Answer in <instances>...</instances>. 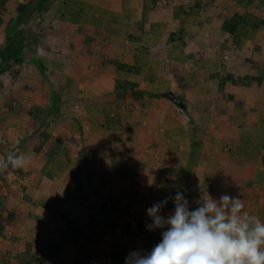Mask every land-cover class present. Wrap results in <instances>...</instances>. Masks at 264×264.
Segmentation results:
<instances>
[{"label":"crops","instance_id":"crops-1","mask_svg":"<svg viewBox=\"0 0 264 264\" xmlns=\"http://www.w3.org/2000/svg\"><path fill=\"white\" fill-rule=\"evenodd\" d=\"M198 1L200 5L203 2V0H196V2L194 0H119L113 9H101L102 7L94 4L84 5L82 0H57L49 6L39 26L45 23L51 29L56 28L57 35L60 32L57 30V26L63 23L66 26L67 39L62 36L65 34L64 31L60 33V40H55L51 34H47V39L50 41L46 45L43 42L44 36L37 26L36 30H33L38 32L36 37L38 41L36 44L29 43L25 51L32 55L33 59H38V64L31 60L29 63H24L21 68L15 67L14 71L18 73L14 74L12 71L10 73V76L12 75L11 83L3 84L4 87H2L7 88L9 98L12 97L9 103L5 102V105L7 107L11 105V108L9 107L11 112L12 109L18 110V114L10 116L5 110L0 111V146L8 145L7 141L10 138L13 141L17 140L16 143L9 145L13 146L10 158L17 161L10 171L20 173V185L14 184L17 186L11 187L6 201L7 206L1 213L9 212L8 208L18 207V204L23 201L25 193L28 192L30 197L29 200L24 199L27 201H24L23 206H19L15 211L18 220H21L19 224L22 228L18 229L17 226H14L12 227L14 230L11 232L24 237L39 234H30L31 230H27L24 226L37 220L29 219L27 221L32 213L37 212L42 215L45 212L43 210L45 207H41V205L50 202V200L56 201L52 206H49L50 210L46 211L47 216L50 220L54 218L55 214L60 217L65 212L66 190L71 183L84 186L83 194L90 190L92 194H97L94 188L99 186L100 189L106 186L105 183L111 181L110 174L105 177L106 174L102 173V170H105L106 161L108 162L111 158H115L111 163H116V166L119 167L112 172L137 171L136 168H129V164L126 162L125 153L128 149L132 151L134 157L131 166L138 164L141 166L139 171L143 168L147 174L150 172L151 166L156 165L158 161L163 162L161 164L166 162L163 156L164 150L154 148V143L168 139V148L171 147L172 128L175 129V127L169 125L164 128V125L160 123L154 131L150 127L157 123L154 121L155 117L163 115L165 118L166 115L172 118L171 110H175V103L160 96L172 92L173 86L178 84L172 80V63L179 62L184 76L179 75L183 76L188 83L202 80V78H195V70L220 71L219 63H215L214 60L220 59V53L224 52L223 55H226L229 52V42L237 41L240 38L239 34H237L238 36L229 35L219 28L220 25H216L214 21L216 16L214 14L201 17L204 22L198 26H191L192 31L189 28L190 25L182 29L178 18L174 17V6H184L187 11L189 5L198 9ZM229 1L232 2L234 8L227 10V7L223 6L220 13L224 12L225 14L229 11L242 13L248 9L250 2L248 0ZM16 2L18 6L23 4L20 1ZM162 13L171 15L172 19L169 21L160 19ZM160 23H163L162 27L159 25ZM90 27L101 31L96 37L97 40L91 39L95 34H87L92 32ZM178 29L183 33L182 36L187 44L183 47V51L177 50L178 42L174 38L172 40L175 42L170 39L167 48H163L160 55L155 54L157 58L150 54L151 50L147 41L154 45L169 33L170 35L177 33ZM80 30H84L85 34H80ZM105 35L107 38L110 37L112 43L113 40L124 43L123 51L127 49V53L123 56L120 54L121 65L115 62H111V65L106 62L108 61L107 48L103 43L99 44ZM250 37L252 36L249 34L247 44L252 43V39L249 40ZM242 39L240 40L242 41ZM40 41L42 42L41 46ZM81 44H88V46L83 50L79 47ZM82 55L94 57L100 63L95 66L90 61L86 69L85 61H83L85 56ZM139 59L144 61L143 65H139L141 66L140 70L133 71V66ZM190 59H194L196 62L192 65ZM215 64L218 67H215ZM39 66H42L41 70ZM205 78L208 79V76ZM118 80L121 83L123 81L138 82L139 90H146L147 93L152 91L154 94L143 93L144 96H148L142 101L144 105L142 103L137 105L135 98L132 95L129 96L128 92L126 100H123L120 96H124V94L117 88ZM219 90L215 92L219 97H217V103H220V99L226 103L225 99L221 98L223 91L220 90L219 93ZM18 92H20L19 95ZM185 95L191 108H193L195 100L190 103L188 98L195 97L203 102L211 101L209 98L202 99L203 97L196 95V92L192 90ZM165 102L168 103L163 107L162 103ZM0 104H4L2 94H0ZM19 107L21 110L18 109ZM36 109L40 110L38 114L40 116L37 118L34 117V114H29L30 111ZM134 110L138 112H132ZM199 112L204 113L202 110ZM240 114L244 120H248L251 116L245 106ZM175 115L183 119L182 110L175 111ZM206 115L210 116V112ZM253 119H255V115L251 117L250 121ZM209 122L203 120L201 123L209 124ZM179 124L183 126L182 123L179 122ZM142 125L144 128L140 130ZM241 127L234 131L241 134L243 131ZM145 130L147 135H145ZM227 139L229 138L224 140L227 146L225 150L229 151ZM259 141L263 143L264 136H261ZM168 151L172 152V147ZM214 152L211 148L203 149L201 151L202 161H198L195 167H189L190 174L202 175L215 169L212 163V159L215 157ZM87 153L93 155L92 161L85 158ZM0 156V163H5L4 154H0ZM244 156L248 161H251L252 158L259 161L255 169H258L257 172H261L264 182V174H262L264 173V154L261 160L258 157ZM147 158L150 161L145 168L143 165L147 162ZM107 167L110 169L111 166ZM155 167L158 168V166ZM178 167L181 170L182 164L179 163L176 168ZM251 168L253 167L249 165L248 169ZM172 170L181 172L178 169L172 168ZM83 173L86 175L83 176ZM108 173L110 172L108 171ZM153 176L156 179L158 173ZM106 178L107 180H105ZM181 178H184L183 182L189 180V176L186 175ZM153 180L149 173L146 181ZM93 182L97 185H94ZM191 188L197 190L201 197H205L201 190L202 187ZM92 189L95 193L92 192ZM91 193L88 196H91ZM15 195L17 196L15 197ZM192 198L194 199V197ZM42 199V202H38ZM220 200L217 201L221 202ZM223 203L226 204L225 200ZM23 209L27 210L26 213ZM42 236L46 237L43 234ZM46 242L48 243V240ZM230 259H234V264H239V258L231 257Z\"/></svg>","mask_w":264,"mask_h":264},{"label":"rangeland","instance_id":"rangeland-1","mask_svg":"<svg viewBox=\"0 0 264 264\" xmlns=\"http://www.w3.org/2000/svg\"><path fill=\"white\" fill-rule=\"evenodd\" d=\"M16 1L26 3L28 0H8L4 12L11 17H18L19 15V7ZM56 1L51 0L50 6ZM118 2L119 0H82V4L84 5L94 4L95 6L102 7L101 9H113ZM251 3L252 5L255 4L252 0ZM256 13L258 18L263 17V12L261 13L260 9ZM251 22L254 24L255 21L252 19ZM251 22L249 21L250 24ZM159 25L162 27L163 23ZM37 29L41 30L40 33L44 36L43 42L47 45L50 39H47L46 35L51 34L55 40H60V33L66 31V26L63 23L59 24L57 30L60 32L57 35L56 28L51 29L45 23L40 24ZM89 29L92 32H88V35L95 34L94 37H91L93 40L101 32L94 27H90ZM31 31L33 32L32 34H30ZM178 31L181 32L179 29ZM80 34H85V31L80 30ZM25 35L32 42L37 37L38 32L29 29ZM3 36L4 34L0 33V42ZM62 36L67 39L66 32ZM41 43L40 41V46ZM102 43L107 48L108 61L106 62L111 65V62L120 64L119 59L121 55L123 56L127 53V49L123 51L124 43L118 40H113L112 43L110 37L107 38V35L101 38L99 44ZM147 43L151 50L150 54L157 58L155 54L160 55L163 48H167L170 43V33L154 45L150 41H147ZM252 44L248 45L249 51L247 50L248 46H245V54H241L239 58L245 60L256 56L261 63H264V44L261 45L263 55L260 57L254 54L256 47ZM87 46L88 44H81L79 47L85 50L84 48ZM228 55L229 52L226 53V58ZM82 56H85L83 61H85L86 69L90 61L95 66L100 63V61L94 57H89V55ZM228 66L231 68L236 67L232 60L228 63ZM134 70L135 67H133ZM128 73H130V70H128ZM254 73H257L256 75H263L264 68L255 67ZM180 74H182V69H180ZM201 78L202 80L189 84L181 75H178V77L172 75L173 82H178V85L184 87L185 93L189 94L192 90L196 92V95L207 100L205 96L212 88L208 86V79L204 76H201ZM11 80L12 75L2 77L0 79V89L4 87L3 84L9 85ZM176 86L177 84L173 89ZM174 93V95L177 93L178 100L183 96V94L180 95L177 91ZM17 94L19 95L20 92ZM261 94L262 96L252 94L247 103L242 106L249 109L251 106L257 105L255 109L257 113L255 114L257 115L255 116V125L254 123L245 125L246 123L248 124V121L242 119L238 111L241 106L236 101L232 103L231 107L226 100V103H223L221 99L220 103H217L218 95L212 97L211 101L207 100L204 102L195 97L188 98L190 103L195 100L193 108L187 105L184 109L176 104L181 108L180 110H184L185 119L179 116L176 117L175 110H171L172 118L166 115L165 118L163 115L155 117L154 121L157 123L151 125L152 131L159 127V123L164 125V128L169 125L175 127V129L172 128V152L168 151V139L154 143V148L164 150L163 153L165 155L163 154V156L166 161L164 164H161L163 162L159 161L156 163L155 166L159 168H157L159 172L156 179L153 176L154 174H151L152 180H154L143 183L135 179L136 177L133 175L134 171L124 172L121 170L120 172L118 171L119 173H114L112 171L119 167L116 166V163H111L115 159L111 158L108 162L106 161L105 170H102V173L106 174L105 177L110 174L109 179L111 181L107 182V184L105 183L106 186L100 189L99 186L94 188L97 194H92L91 190L83 194L85 192V189H82L84 186L71 183L66 190L67 196H65L67 199L65 207L63 206L65 212L60 217L58 214H55L54 218L50 220L46 214V211L50 210L49 206H52L56 200H50V202L41 205V207H45L43 209L45 212L42 215L37 212V214H31L32 216L27 221L29 219L37 220L31 223L32 225L28 224L24 227L27 230H31L30 234L39 233L36 236L24 237L22 235H15L14 232H11L14 230L11 225L6 224V221H4V229L0 236V264H27L39 258L43 259L44 264H83L84 262L87 264H154L152 259V257H155L154 252L156 249L162 248L163 246L161 245L163 244L166 246L164 257L174 260L183 259L184 256L187 258L189 264H217L221 258L231 257L239 258V264H264V182L261 172H257L258 169H255L259 161H256L254 158L248 161L244 156L258 157L261 160L264 154V142L260 143L259 141L262 135L261 130L263 129L261 112H264V91ZM11 99L12 97L8 101ZM170 102L172 103V101ZM140 103L144 105V102L138 101L136 104L140 105ZM166 103L168 102L162 103L163 107L166 106ZM205 105L210 112L213 108L216 110L218 107L221 111H223V108H227V110L232 108L233 113L229 116H219L218 112L216 116L211 118V122L207 124V131L203 134V129L199 128V124H196L195 120L192 119H196L200 123L199 119H202L200 116L204 113L206 116L209 113L205 108L204 110L206 111L202 110ZM8 107L11 108V105H8ZM137 110L132 112L136 113L138 112ZM201 110L204 113H200L199 111ZM12 112L17 114L18 110L12 109ZM33 113L36 118L40 116L37 109ZM235 114L240 115L235 117ZM239 119L244 122L242 121L241 123ZM259 121L260 125L256 123ZM179 122L182 123V127ZM240 127L243 129V134L234 131ZM143 128L142 125L140 130H143ZM144 132L145 135L148 134L146 130ZM233 135L234 137H232ZM226 138H229L227 139V145L230 151L225 150L227 148L225 145ZM7 142L8 145L4 144V146H0V154H4L5 159H9L12 154L13 146L9 145L16 143L17 140L14 139L13 141L10 138ZM216 146L217 148H215ZM209 148L215 151V157L212 159L215 169L202 175L196 173L190 174L189 167H195L198 161H202L201 151ZM147 159L143 167L150 161L149 158ZM178 162L182 164L181 170L179 167L176 168L179 164ZM16 163L17 161L12 158L8 160V164L6 162L0 163V193H3L1 197L2 202L8 200L11 187L20 185V173L10 171V168L16 165ZM108 165L111 166L110 169L107 167ZM249 165L253 168L248 169ZM140 167L138 164L132 166V168L137 169L139 174L141 173L139 171ZM167 168L180 170L181 172H174L179 178L183 175L189 176L188 182L184 181V184L190 187H202L201 190L205 197H201L199 192L196 197L192 196L194 199L187 197V192L180 190L176 179L173 178L172 180L170 173L166 171ZM8 169L9 171L7 172ZM85 175L86 173H83V176ZM94 190L92 189L93 193H95ZM88 192L92 195L88 196L90 195V193L87 195ZM24 196L23 201L18 204V207L8 208V210L15 212L19 206H23L24 201L30 199L28 192ZM211 199H221V202L218 201L221 207L216 208V211L223 209L225 219L227 220L226 225L219 224L213 220L208 211L194 220H190L186 214V209L191 208L190 204L200 205L199 203H202V201ZM223 200H225L226 204L223 203ZM42 201L43 199L38 202ZM104 203H106L105 206L111 205L112 207L110 206L111 208L107 210L108 212L103 211L102 213L101 208ZM127 207L130 209L129 214L123 211ZM23 211L26 213L27 210L23 209ZM6 214L7 212L5 214L2 213L4 217H6ZM150 215L156 218V221H154L156 225L154 227L156 228L155 238L148 239L139 235L135 239H131L126 229V224L130 223L131 228L132 226L135 228L139 217L144 218ZM96 220L97 226L95 224ZM198 221L207 223V227L193 228L191 229L192 233L185 235L188 231L187 228L196 225ZM112 223L117 224V226L112 225ZM15 226L18 229L22 228L19 223ZM207 231H211V233L208 235ZM42 234L46 235V237L42 236ZM84 234L92 238L85 239L83 237ZM46 240H48V243ZM136 248L138 252L132 254V251H136ZM127 251L131 254H127Z\"/></svg>","mask_w":264,"mask_h":264},{"label":"trees","instance_id":"trees-1","mask_svg":"<svg viewBox=\"0 0 264 264\" xmlns=\"http://www.w3.org/2000/svg\"><path fill=\"white\" fill-rule=\"evenodd\" d=\"M249 5H248V9L242 13L240 12H226L224 14L220 13V11H222V7H227V10H232L234 8L233 4L231 1L229 0H203V2L199 3L198 1V5L199 8L197 9L195 6H191L188 8V11L186 10V8L184 6H174V17L179 20L180 23V27L185 28L188 25L189 28L191 26H198L200 24H202L204 21V19H202L201 17H206L207 15H216L214 18V21L216 23V25H220L219 28H222L224 30V32L226 34L229 35H235L238 36L237 34H239V40H235L234 42H229V55L226 58V55H223V53H220V59L218 61H216L215 63H219V67L221 68V70L217 71L215 70L214 72H208L205 70H201V71H197L195 70V78H201V76H208V86L209 88H212V90L210 92H208L206 94V98L211 99L212 97H215L216 94L215 92L219 93L221 92L222 99H225L229 106L231 107L232 103H234L235 101L239 104V106H241L238 111L240 113V111L242 110V106L244 104L247 103V100L249 99V97L252 94H256L259 96H262L261 92L264 91V73L263 75H256L254 73L255 71V67H262L264 68V63H261L256 56L250 57L248 59H243L241 60L240 55L241 54H245V46H247V41H248V36L249 34L252 36L250 37L249 40L252 39L253 44L255 45L256 49H255V55H258V57L262 56V48L261 45L264 44V0H252L255 4L252 5L251 0H248ZM194 2H196V0H194ZM51 0H28L26 3L20 4L19 7V15L18 17H11L10 15H7L4 12V9L6 8V5L8 4V0H0V33L4 34L2 41L0 42V79L6 75L10 76V73L17 74L18 72H15V67L17 68H21L23 66L24 63H29L31 62V60H34L35 63L38 64V59H33L32 55H30L28 52H26V46L31 43L28 42L30 39H27L25 33L27 30L31 29H36L37 26H39V23H41V21L43 20V16H44V12H47L49 6H50ZM251 3V4H250ZM259 9L261 10V13L263 14V17L258 18L257 13H255L256 11L259 12ZM4 12V13H3ZM163 20L169 21L172 19L171 15L169 16V14H165L162 13V18ZM252 19L255 21L254 24H252ZM258 19V20H256ZM249 21L251 22V24L249 23ZM22 25H24V27H22ZM184 26V27H183ZM29 28V29H28ZM27 29V30H26ZM193 29V28H192ZM192 29L190 28V30L192 31ZM33 32L31 31L30 34H32ZM183 33L181 32H177V33H172L170 35V39H176V41L178 42L176 47L178 48V51H183V47L186 46V40L183 38ZM241 35V36H240ZM241 38L242 41L240 40ZM246 40V41H245ZM37 39L35 38V40L32 41V43L36 44L37 43ZM174 41V40H172ZM175 42V41H174ZM252 44V43H251ZM252 44V45H253ZM249 51V46L248 49ZM227 51V50H226ZM240 51H242L241 53H239ZM30 56V57H29ZM142 59H139L138 61L135 62L134 66L135 70H140L141 66L139 65H143L144 61H141ZM191 60V59H190ZM232 60V62L234 63V66H236L235 68H228V63ZM191 64L193 65V63H195L196 61L193 59L190 61ZM173 67H172V74L173 76H177L180 74V64L179 62L177 63H172ZM121 65V64H120ZM124 66V65H122ZM215 67H218L216 64L214 65ZM39 69H42V66H39ZM225 69V70H224ZM143 71V70H142ZM13 74V75H14ZM183 77V76H182ZM184 78V77H183ZM186 80V79H185ZM120 81L118 80V91L122 92L124 94V96H120L122 97L123 100H126L128 93L129 96H133L135 98V102L137 103V101H144V98H147L148 96H144L143 93H147L146 90H139V83L135 82V81H123L121 84L119 83ZM186 82V81H185ZM189 84H193V83H189ZM1 86V85H0ZM175 86V85H174ZM173 86V87H174ZM7 88H2V90L0 89V94L3 95L4 97V104H0V107H3L0 109V111L5 110L6 113L10 116H14V113L11 112L10 108L7 107L5 104L9 103L8 99V92H7ZM154 91V90H153ZM175 91H177L180 95L183 94V96H181L178 98L179 100L184 104V109L188 106H190L189 102L186 100L185 98V91H184V87H181L180 85L177 84V86L175 87V89L172 90V93H174ZM128 92V93H127ZM149 95L154 94V92H150L147 93ZM175 94V93H174ZM162 96V95H160ZM176 98H177V93H176ZM183 98V99H181ZM218 99V98H217ZM216 100V99H215ZM6 102V103H5ZM3 103V102H2ZM175 105V104H174ZM227 106V107H229ZM175 107V111L179 110L180 111V107L179 106H174ZM204 108L210 112L207 108V106L203 107L202 110H204ZM257 105L251 106L248 111L250 112L251 116L250 118L247 120L248 124L244 123L245 125H250L252 123H254L255 119L251 120V117L256 113V109ZM9 109V111H8ZM19 110H21V108H18ZM204 110V111H206ZM38 111H40L38 109ZM183 111V119L186 118L185 112ZM187 111V109H186ZM217 111H219L218 115L219 116H229L231 115L232 112V108H229L227 110V108H223V111H221L220 109H218V107L216 108V110L213 108V110L210 112V116L209 115H201L200 117H202V119H199L200 123H197L196 119H192L195 120L196 124H199V128L203 129L202 133L204 134L207 131L208 125L205 123H201L203 120H206L209 122V120H211L212 116H216ZM18 114V112H17ZM30 114L33 115V111H30ZM209 114V113H208ZM240 114H235V117H238ZM257 116V115H255ZM261 119H262V125H263V129H264V112H261ZM260 119V120H261ZM239 121L242 123V121L239 119ZM244 122V121H243ZM258 125H260V121L256 122ZM243 125V126H245ZM255 125V123H254ZM182 127V126H181ZM261 130L262 135L264 136V130ZM171 150V148H168ZM230 151V149H229ZM85 158H88L89 160L93 159V155L87 153L85 155ZM10 159V158H9ZM8 158L5 159V162L8 164ZM125 159L126 162L129 164V168L132 167L131 163L134 159L133 155H132V151L131 150H127L125 153ZM141 173L139 174L137 171L133 172V175L139 179L141 182L146 183V179L148 178L149 173L150 174H157L159 171L158 169H156L155 165L151 166V170L150 172L147 174L143 168H141ZM9 170V169H8ZM170 173L171 178L173 180V178L176 179V183H178L179 188L181 191H185L187 192V197H191L194 196L196 197L198 195L197 190L191 188L190 186H187L186 184H184V182L182 181L181 178L177 177L176 174L174 173V171L172 169H168L166 170ZM264 174V173H262ZM174 182V181H173ZM1 194V193H0ZM3 194V193H2ZM2 194L0 195V236L2 234V230L4 229V221H6V224H10L11 227H14L15 225H17V223H20L21 220H18V215L16 212L14 211H9L6 214V217H4L2 215V211L6 208L7 203L6 202H2L1 201V197ZM184 194V193H183ZM192 199V197H191ZM106 203H104L102 205V213L103 211L108 212L107 210H109L112 206H105ZM200 205H196V204H190L191 208L186 209V214L188 215L190 220H194L196 219L198 216H202L205 212H209L211 214V218L213 220H215L216 222H218L219 224H224L226 225L227 220L225 219V213L223 212V209H219V211H216V208L221 207L219 202L215 199H211V200H206V201H202V203H199ZM189 205V206H190ZM111 206V207H110ZM188 206V207H189ZM194 206V207H193ZM4 208V209H2ZM104 208V210H103ZM225 210V209H224ZM124 212H126L127 214L130 213V209L129 207L125 208L123 210ZM105 212V213H106ZM150 216H145L143 217H139V220L136 222V227L131 228V224L127 223L126 224V229L128 231V233L130 234L131 239H135L137 236H143L145 238L151 239L152 237L156 236V231L154 228L156 225L154 224L156 221L155 217H151ZM5 218V219H4ZM16 221V222H15ZM5 224V226H6ZM95 224L97 226V220L95 221ZM112 225L117 226V224L112 223ZM207 223L203 222V221H198L196 225H193L191 227L187 228V232L185 233V235H188L190 233H192L191 229L193 228H201V226H206ZM190 229V230H189ZM176 231V229H175ZM219 231V229H218ZM167 232V231H166ZM213 232V231H212ZM168 233V232H167ZM211 233V231H207V234L209 235ZM87 234V233H86ZM232 236V234H230ZM83 237L85 239H89L92 238L91 236L88 235H83ZM155 238V237H154ZM165 244L161 245L163 246L160 249H156L154 254L155 257L153 259L154 264H189V262L187 261V258L183 256V259H172V258H167L164 257L165 256V252H166V246H164ZM134 252H138L137 248L136 251H132V254H134ZM127 254H131L130 252L127 251ZM157 255V256H156ZM234 259H230V258H221L219 260V262L217 264H234ZM44 264L43 259H36V260H32L27 264ZM77 263V262H76ZM4 264V263H2ZM83 264H87L86 262H84Z\"/></svg>","mask_w":264,"mask_h":264},{"label":"water","instance_id":"water-1","mask_svg":"<svg viewBox=\"0 0 264 264\" xmlns=\"http://www.w3.org/2000/svg\"><path fill=\"white\" fill-rule=\"evenodd\" d=\"M163 97L170 99L172 102H174L175 104L181 106L184 108V104L181 103L172 92H167L163 95Z\"/></svg>","mask_w":264,"mask_h":264},{"label":"clouds","instance_id":"clouds-1","mask_svg":"<svg viewBox=\"0 0 264 264\" xmlns=\"http://www.w3.org/2000/svg\"><path fill=\"white\" fill-rule=\"evenodd\" d=\"M162 97H163V95H162ZM170 100V99H169Z\"/></svg>","mask_w":264,"mask_h":264}]
</instances>
